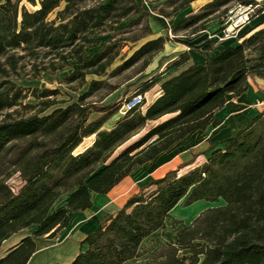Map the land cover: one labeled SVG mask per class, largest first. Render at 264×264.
Returning <instances> with one entry per match:
<instances>
[{"label": "trees", "instance_id": "1", "mask_svg": "<svg viewBox=\"0 0 264 264\" xmlns=\"http://www.w3.org/2000/svg\"><path fill=\"white\" fill-rule=\"evenodd\" d=\"M231 2L256 3L211 0L203 12L183 17L174 29L195 25L221 7L225 13ZM262 11L259 6L251 19ZM148 15L141 0H0V247L31 229L7 248L0 264H25L35 249L34 237L55 236L72 211L91 207V192L109 191L136 166L204 130L228 96L246 90L249 77L264 78L261 18L201 62L191 61L186 50L178 53L136 86L140 100L109 127L105 122L126 102L85 100L104 85L103 79L89 80L88 89L72 101L56 99L58 88L27 89L39 100L22 101L27 90L16 79L27 64L33 76L71 68L64 80L79 81V86L87 74H106L117 58L121 61L111 75L140 60L144 69L164 49L167 35L143 41L128 55L121 51L152 34L147 20L141 21ZM127 19L117 30L139 24V34L120 36L115 30ZM89 48L95 49L88 53ZM156 84L157 94L142 108L144 93ZM92 112L102 114L89 120ZM152 121L156 123L115 153ZM89 136L90 144L76 150ZM199 155L203 158L196 159ZM15 173L21 180L17 188L8 182ZM197 200L223 203L206 207L176 230L146 264H264V109L206 150L140 183L118 209L99 217L79 240L69 264L136 261L144 254L145 239L166 228L171 210L179 202Z\"/></svg>", "mask_w": 264, "mask_h": 264}, {"label": "rangeland", "instance_id": "2", "mask_svg": "<svg viewBox=\"0 0 264 264\" xmlns=\"http://www.w3.org/2000/svg\"><path fill=\"white\" fill-rule=\"evenodd\" d=\"M139 1V0H137ZM145 9L149 12V15L144 17L141 21L147 20L149 26L152 29V34L144 38L137 40L135 43H128L122 48V53L125 51L128 54L135 49L143 41L156 37L158 35H167L168 40L164 45V49L159 53L155 54L151 59L150 63L143 69L142 61H138L133 66L129 67L117 73L111 75L110 70L114 68L121 60L117 58L111 66L107 69V73L104 75L87 74L85 76L87 82L82 86H79V81H73L71 83L64 80V75L69 73L71 68L56 70L52 73L41 71L39 75L33 76L30 66L24 65L23 70L20 72V76L17 77V84L23 86L26 91L31 88H58L59 92L55 96L56 99H65L68 101L75 100L80 94H83L88 89V81L91 79H103L106 82L98 89L89 93L85 98L86 101L95 102L98 104L106 103H123L120 106L117 113H115L109 120L104 124L105 127H109L113 124L116 118L122 115L124 108L128 104H135L138 100V95H135L134 91L136 86L149 79L151 76L163 70L171 60L178 55L181 51H189L194 54L211 55L218 51L221 47L227 45L232 41L240 32L242 27L228 26L226 18L230 14V10L237 4L231 2L227 5V11L222 12L221 7L219 10L206 16L201 22L174 29L176 23H178L183 17L191 14L201 13L205 9L204 7L211 0H141ZM255 11L259 6H264V0H255ZM28 8H33L30 4H27ZM227 15V16H226ZM253 18H264V11ZM252 18V19H253ZM250 19V21L252 20ZM130 19L122 21L119 25L115 26V30L126 24ZM143 24V22H141ZM247 24V23H246ZM201 26V27H200ZM204 26V27H203ZM225 28L223 29V27ZM142 25L133 24L126 27L121 31L120 36H133V34H139L141 32ZM210 46V47H209ZM208 47V48H207ZM95 48H89L88 53H91ZM142 68V69H141ZM158 92V84L144 93V103L142 108L150 102ZM27 95L22 101L24 103L31 102L37 103L39 99L33 97L26 91ZM63 104V103H60ZM18 109L23 111L24 109L19 106ZM12 110V109H9ZM101 112H92L89 120L97 118L101 115ZM2 114L0 115V118ZM156 121L148 122V124L134 134L128 141L120 145L115 153L121 148L126 146L129 142L139 137L146 129L151 127ZM197 132V131H196ZM92 136L86 137L76 148L81 150L88 144H90ZM204 141L203 132L198 131L197 133H191L184 138L174 142L168 148L161 151L151 160L144 162L143 164L133 168L124 179L118 183L112 190L111 197L106 202L105 208L101 207V210L115 209L119 203L134 192L140 183L153 177H158L164 174L166 171L175 168L182 161L190 158L195 153H198L202 148ZM202 159V155L196 156ZM186 167H182L179 171L186 170ZM8 182L17 188L21 180L17 173L13 174ZM223 201L219 200L216 202H207L204 200L195 201L189 205H183L179 202L174 209L171 211V217L167 221V226L164 229L154 232L150 237L145 239L142 249L144 254L141 256L139 261L136 263L129 262L127 264H142L151 260L150 256L165 244L167 240L174 238L176 230L182 226L188 224L200 211L208 206H215L222 204ZM31 229H24L15 235H12L2 247L0 253L4 252L12 242H14L19 236L24 233L30 232Z\"/></svg>", "mask_w": 264, "mask_h": 264}, {"label": "crops", "instance_id": "3", "mask_svg": "<svg viewBox=\"0 0 264 264\" xmlns=\"http://www.w3.org/2000/svg\"><path fill=\"white\" fill-rule=\"evenodd\" d=\"M259 20H261V18H253L242 27L238 35L255 25ZM233 40L223 47L233 44ZM187 52L191 55V61L201 62L203 60V54H194L189 51ZM262 109H264V78L249 77L247 79L246 90L238 96H228L225 104L220 109L215 111L208 126L204 130H195L191 132H203L204 141L199 152L206 150L210 142L219 141L225 138L229 133L247 122L251 116ZM188 159L189 158L186 160ZM123 179H121L118 183H120ZM117 184L105 193L91 192V207L72 211L68 223L64 227L60 228L55 236L48 237L47 235H43L34 237L35 249L25 264H69L79 250V240L97 226L99 217L104 213L113 212L118 209L127 198L123 199L113 210H101V207L105 208L106 202L109 197H111L112 190ZM25 234L26 233L19 236L8 247L16 243ZM8 239L3 241L2 245ZM4 250V252L0 253V257L6 253L7 249ZM137 261H139V259L136 261H127L125 264L129 262L136 263ZM148 262L142 264H146Z\"/></svg>", "mask_w": 264, "mask_h": 264}, {"label": "built area", "instance_id": "4", "mask_svg": "<svg viewBox=\"0 0 264 264\" xmlns=\"http://www.w3.org/2000/svg\"><path fill=\"white\" fill-rule=\"evenodd\" d=\"M255 4L253 3H237L231 10L230 14L226 18L228 26L241 27L248 23L251 19L252 14L255 12ZM225 26L223 27V29ZM226 29V28H225ZM138 100L140 96L138 95ZM136 104V103H135ZM134 104H128L126 108L133 106ZM124 108V109H126Z\"/></svg>", "mask_w": 264, "mask_h": 264}]
</instances>
